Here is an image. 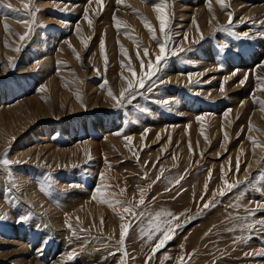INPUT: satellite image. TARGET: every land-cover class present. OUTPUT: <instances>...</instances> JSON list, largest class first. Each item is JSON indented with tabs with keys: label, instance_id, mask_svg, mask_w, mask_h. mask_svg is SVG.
Instances as JSON below:
<instances>
[{
	"label": "rangeland",
	"instance_id": "obj_1",
	"mask_svg": "<svg viewBox=\"0 0 264 264\" xmlns=\"http://www.w3.org/2000/svg\"><path fill=\"white\" fill-rule=\"evenodd\" d=\"M6 3L21 11L0 6V160L18 163L0 164V264H264V224L247 228L264 219V0ZM160 5L170 46L186 51L117 108L109 88L118 95L127 65L139 78L159 53ZM225 179L239 183L205 209ZM141 189L143 215L122 219L116 201L138 204ZM168 212L183 226L153 253L149 221Z\"/></svg>",
	"mask_w": 264,
	"mask_h": 264
},
{
	"label": "snow or ice",
	"instance_id": "obj_2",
	"mask_svg": "<svg viewBox=\"0 0 264 264\" xmlns=\"http://www.w3.org/2000/svg\"><path fill=\"white\" fill-rule=\"evenodd\" d=\"M122 2V0H118V3ZM219 2L221 3V6L224 8H227L228 5L225 3V0H219ZM98 4H103V0H97ZM0 6H4L7 7L9 9H11L13 12H20L21 10L18 8H13V6L10 3H6V0H0ZM24 9H25V14L28 16H33L32 12H29V4L25 3L24 4ZM156 12L158 13V19H159V30L161 33H164V38L163 40H158V45H159V53L156 55L155 57V61H153L151 58H149L148 60V70L147 71H143L144 67H145V63L144 60L141 59L140 60V67L142 70V75H140L139 78H136L137 73L136 70L133 68V66L131 64L127 65V68L129 69V71L132 73V79H129L128 77H124V79L127 81V86L123 87L119 94H115L111 88H109L108 90V95L113 99L114 106L119 108V107H123L127 102L131 101L132 99H134L136 96L138 95H142L143 93H141V89H144L146 92L151 93L153 91V87L157 84V83H164V81H158V79H154L155 77L158 76V73L160 71H162L163 67L166 66V61L173 55H178L181 52L186 51L184 48L182 47H176L173 48L171 47V40H170V36L169 33L167 31V27H168V17L166 14V8L163 5L157 6L155 8ZM228 16H229V20H228V24L230 25L232 23V19H233V14L231 11L228 12ZM85 18L88 19V15H87V11L85 12ZM6 19V18H5ZM115 19V17H114ZM22 23H24L28 28H29V32H26L23 36H21V39H25L30 31H31V25L29 24V21L27 19L22 20ZM88 23L91 25L92 21L91 19H88ZM115 26L117 27V29H119L121 27V22L118 19H115ZM146 26L148 27V29L150 31L153 32V36L155 38V31L153 29V26L148 23L146 21ZM5 28L8 29L9 25L7 23H5ZM217 30H227V26L222 25L220 29ZM77 31H79V29H77ZM187 37V34H185ZM243 37L247 38L248 37V33L245 32L243 34ZM200 39L203 40L205 39V37L203 36V34H201ZM195 42V41H194ZM84 43L87 44V40H84ZM101 47H104V42H101ZM121 48L123 49V45H121ZM17 51H19V49H17ZM125 55H127V52L125 51L124 53ZM79 56V54H77ZM144 55L148 56L149 52L148 49L145 48L144 49ZM105 60L107 61V57H105ZM188 79H189V83H198V81H193L192 79V74H188ZM227 79V78H225ZM262 80V88H264V78H258ZM247 80V76H245L244 80L240 81V84H244L245 81ZM221 91H223V87L221 88ZM172 101L170 100H164L162 101V103L165 106H168ZM243 103V102H242ZM141 111H147V109H141ZM126 141L131 142L133 140V137L128 136L125 137ZM225 139H227V133H225ZM253 143L254 145L257 144L258 142L253 139ZM14 163H18V161H11L9 159L6 158V154H5V158L0 160V164L3 165H12ZM237 171L239 170V160L237 161V165H236ZM164 169L161 168L160 169V176H162L164 174ZM211 171L209 172V178H211ZM160 176L157 177V180H159ZM224 176H227V173H224ZM183 177H181L180 179H182ZM175 183H179V180H176ZM226 187L221 189L218 193L214 192L213 193V197L212 199H210L209 201H207L206 203H204L203 207L205 209H207L208 207H210L215 200V197L217 195L219 196H223L225 195L228 191H231L232 189H234L237 184L239 182H237L236 184L234 183H229L227 181V179H225L224 181ZM105 189H107V185L104 186ZM123 191V190H121ZM207 192V185H205V193ZM96 193L98 194L96 197L94 198H101V197H105V192L101 190V188H97L96 189ZM106 199V197H105ZM201 199L203 200V196L201 197ZM116 203L118 204H123L126 205L123 207V212L121 213V218L124 219V214L128 213L131 214L132 216L135 217V219H139L140 215H143V213H140L139 215L136 214V207H138V205H143L145 203V195H144V189L140 190V198L138 201V204H133L130 201H116ZM260 206L258 205L256 209H251L249 212V215H254L256 211H259ZM164 216L165 218L163 220H161V216ZM184 213H181L180 216H183ZM170 217V218H169ZM25 219V217H19L17 222H23V220ZM192 217H188V220H191ZM257 223L260 224H264V219H262L261 221H254L253 223H249L247 224V228L249 230L253 229ZM132 221L129 220L125 223L122 224V234H121V240L119 243L123 244V241L126 237V235L129 232V229L131 227ZM183 226V222H179V216H175L172 213L168 212V213H160L157 214V216L155 217V219L150 220L149 221V225H148V232H147V236H148V240L151 241L156 233H160L159 239L157 240L155 246L152 248V252L155 253L156 251H158L160 248L164 247L167 242L171 239L174 238L175 232L177 229H179L180 227ZM69 227H71V225H69ZM251 238V237H249ZM119 250V249H117ZM114 254V253H113ZM256 255H260V256H264V251L255 253ZM124 255H127V252L124 253ZM245 255H249L248 253H245ZM183 260L184 258L181 257L180 258V264H183Z\"/></svg>",
	"mask_w": 264,
	"mask_h": 264
},
{
	"label": "bare ground",
	"instance_id": "obj_3",
	"mask_svg": "<svg viewBox=\"0 0 264 264\" xmlns=\"http://www.w3.org/2000/svg\"><path fill=\"white\" fill-rule=\"evenodd\" d=\"M202 15H205V12H204V11H202ZM200 19H201V18H200ZM209 30H210V29H206L207 32H209ZM14 112H15V111H14ZM19 114H21V113H19ZM10 115H12V116L15 115V117H16V116L18 117V113H12V114H10ZM9 117H10V116H9ZM8 119H9V118H8ZM15 119H16V118H15ZM3 120H4V119H3ZM3 120H2V122L5 121V120H4V121H3ZM10 120H11V119H10ZM8 121H9V120H8ZM15 121H16V120H15ZM15 121H14V122H15ZM8 123H10V122H7V124H8ZM5 124H6V121H5ZM7 124H6V125H7ZM9 125H10V124H9ZM13 125H14V124H13ZM11 130H12V129H11Z\"/></svg>",
	"mask_w": 264,
	"mask_h": 264
}]
</instances>
